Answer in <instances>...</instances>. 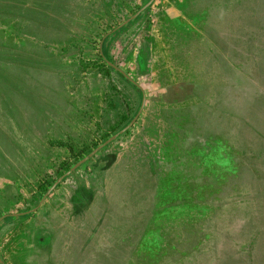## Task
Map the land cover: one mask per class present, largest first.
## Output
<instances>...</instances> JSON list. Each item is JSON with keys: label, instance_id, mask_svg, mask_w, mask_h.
Listing matches in <instances>:
<instances>
[{"label": "rangeland", "instance_id": "374dc122", "mask_svg": "<svg viewBox=\"0 0 264 264\" xmlns=\"http://www.w3.org/2000/svg\"><path fill=\"white\" fill-rule=\"evenodd\" d=\"M9 1L19 3L18 6H6L3 10V18L12 23L10 26L16 36L6 39L11 47L18 41V35L29 43L31 41L43 44L44 57L50 52H62L58 54H64L63 60H68L70 52L74 50L83 54L81 59L84 61L101 56L104 65L105 60L112 63L137 84L144 96V102L127 134L120 135L88 158L64 178L38 206L50 187L46 181L56 178L54 167L62 161L66 162L69 169L131 121L130 119L120 129L119 125L115 126L118 130L103 141L101 136L107 134L108 127L118 123L114 112H104L107 108L105 97L113 95L110 100H117L116 116L119 113L130 116L136 115L141 95L137 96L138 94L128 86H122L117 80L101 77L96 82L97 89L93 91L91 83L85 81V89L78 92L81 95L85 93L84 97L68 99L62 96V102L56 98L55 103L56 109H62V112H69L71 109L86 111V115L79 114L85 121L80 123V128H75L76 125L70 120L68 127L56 126L52 122L48 127L44 125L37 129L34 108L43 111L44 99L48 97L46 95L56 94L61 82L47 74L46 68L42 66L32 65L25 72L11 69L7 71L8 74L6 70L2 73L0 67V101L4 100V104L10 109V115L14 113L13 119L16 120L12 124L0 118V134L4 133L16 140L22 139L26 133L17 132L14 127L20 123L31 135L32 132L37 136L44 132V141L61 138L70 140L72 146L71 152L64 148L51 151L44 146V170H39L40 180L31 177L24 182L0 181V196L6 199L1 206L6 209L0 210V221L5 218L3 225H12L0 230V261L5 262L4 264H28V260L22 257L19 246L13 242L9 245L8 240L17 239L24 224L41 218L42 212L34 214L40 207L44 205V213L45 208L52 210L48 205L50 202L56 207L55 215L50 216L56 221L64 219L69 222L64 223L60 229L56 228L57 231H66L59 233V237H54L56 240L52 238L56 241L55 245L47 233H44V242L38 244L46 254L48 249L53 248L51 264H152L160 259L161 264H264V5L258 2L261 6L257 9V15H254L258 19L255 20L256 29L252 31L261 48L255 49L252 46L253 52L249 57L251 64L249 61L242 64L243 57L240 55L234 59L238 61L235 63L238 67L242 64L247 72H251L249 75L257 85V88L254 85L251 88L254 93L251 99L247 92L239 97L236 106L245 110L242 114L258 132L257 135L242 133L240 144L235 145V150L242 158L241 166L250 175L246 176V182H236L229 176L236 174L239 164L229 167L225 162H215L212 155L203 158L205 166L201 167L197 158L201 157L202 152L195 144H192V158L183 159L189 156L181 149L185 142L175 143V136L180 135L182 128L197 135H205L203 121L193 119L192 112L183 111L178 115L169 111V115V107L155 100L162 93V87L170 89L172 98L177 97L178 88L171 85L175 81L168 79V56L170 50L172 52L169 47L173 45V35L178 34V28L173 27L182 29L184 25L190 24L192 28L195 26L198 30H204L221 49V54L225 53L231 60V54L227 51L229 48L225 44L228 45L233 39L231 9L236 5L235 0H153L132 22L116 31L114 37L103 46L106 34L149 0H52L50 5L44 4V0ZM71 2L77 4V7H68ZM82 5L86 7L83 8ZM242 5V8L238 5L237 12L247 14L248 9L243 8L248 6L243 3ZM60 15L66 16L65 20L56 24L52 18H63ZM244 20L247 21L248 18ZM243 36H247V29ZM142 46L144 48L139 52L142 57L146 56V61L143 63L137 59L138 67L136 53ZM214 50L216 53V49ZM14 53L13 58L18 52ZM244 54H250V50L245 49ZM214 66L215 63H210L208 69L213 70ZM209 73L208 84L212 86L214 79H210ZM110 86H114V89H110ZM201 97V101L205 103L212 102L211 94ZM69 101L71 103L68 104ZM191 102L189 100L183 104ZM2 111L0 103L1 114L4 112ZM63 115L62 113L52 119L54 122L60 121ZM94 123L100 128L95 130ZM162 131L166 135H172L174 143L171 146L164 145L160 138ZM1 148L4 158L13 159V166L22 164L20 159L15 161L11 145L6 143ZM162 152L178 158L171 161L175 164V169L168 177L163 175L165 171L161 167ZM49 161L54 164L53 168L49 166ZM160 175L166 180L168 188L164 196H160ZM43 181L44 193L38 194L35 187ZM95 187L97 190L99 188L98 192L94 190ZM58 195L61 201L69 198L68 205H58ZM169 204H174L175 207L170 208L167 206ZM81 205L86 210L89 208V211L84 214L79 212ZM37 206L33 213H27ZM18 214L23 215L17 219L11 216ZM75 215L80 216L78 222ZM166 215L180 217L179 219L183 217L184 221L189 222L194 220L197 225L192 226L191 222L187 232L181 233L180 248L161 247L158 238L154 236L155 229L161 226L157 223L159 218ZM16 221L21 222L18 224ZM32 223H29L31 230L25 234L24 239L18 238L21 248H33L30 239L38 233ZM44 223H47L46 219ZM79 224L84 225V231L76 237L77 233L74 234V231L79 228ZM61 237L71 240L68 246L61 245ZM6 246L10 247L5 249ZM42 261L40 264H44V259ZM32 262L31 264H38L33 258Z\"/></svg>", "mask_w": 264, "mask_h": 264}, {"label": "crops", "instance_id": "0c3cea01", "mask_svg": "<svg viewBox=\"0 0 264 264\" xmlns=\"http://www.w3.org/2000/svg\"><path fill=\"white\" fill-rule=\"evenodd\" d=\"M258 2L261 3L262 6L264 5V0H254V2L253 0L234 1L236 5L233 6V9H231L233 39L230 41V43H228V45L225 44L229 48L226 49L231 54V60L228 59V55H226L225 53H223V55L221 54V49L208 37V35H206L204 30H198L197 28H195V26L192 28L190 24L184 25L182 29L181 27L177 26L173 27L175 29L178 28L176 29V32L178 34L175 33L173 35L174 39H171L173 41V45L172 47H169V49H172V52L170 50V56H168L169 75H167L168 79H172L173 81H175V83L171 85L177 86V97L172 98L170 96V89L162 87V93L159 94L158 99H155L156 101H159L158 103L169 107L168 112L171 111L177 113L178 115L183 111L186 113L192 112L191 114L193 115V119H196L198 122L203 121L202 126L206 128V131L204 132L206 136L202 134L197 135L192 131H188L186 128H182L180 135H178L177 137L175 136V143H177V141L179 143L185 142L183 148H179L183 149L184 153L189 156L184 157L183 159L186 160L188 158H192V144H195L199 148V151L202 152L201 157L197 158L201 162V167L205 166L203 158L212 155H214L215 162H225L229 167L239 164L236 174L232 173L233 175L229 176L236 182H246V176L249 174L248 171H246V169L242 168L241 166L242 158L238 154V151L235 150V145L240 144L241 138L243 136L242 133H244V135L258 134V132L255 131L254 127L251 126L250 121L244 117V114H242L245 112V110L242 107L238 108L236 106L239 97H242L248 92L251 99L252 95L254 94L251 91V88L253 87V85L257 88V85H255L254 81L252 80V76L249 75V73L251 74V72H247L242 64H245V61H249L251 64V60L249 57L253 52L252 46H255V49L261 48V45L257 42L256 36H253L252 33V31H255L256 29L255 20L258 19L254 15H257V9L259 6H261V4H259ZM242 3L245 6H248V8H243L248 9L247 14H245L244 12L242 13L241 11L237 12L239 10L238 5L241 8L243 7ZM254 3L255 8H253ZM221 16L224 17V14H222ZM245 18H248V20L245 21ZM246 29L247 36H243V33L244 31H246ZM262 35H264V32H262ZM247 48L250 50V54H244L245 49ZM214 49H216V53ZM237 55L243 57V61L240 67L235 64L238 62L237 60H234ZM210 63H215L213 70L208 69ZM208 73L211 74L210 79H214L212 80L214 81V85L212 86H209L208 84ZM208 94H211V96L213 97L212 102H209L211 104L205 103L200 99L202 98L201 95H203V97L205 98ZM189 100H192L191 104H183L185 101ZM159 112H161V110ZM159 123H161V121ZM160 138L163 139L164 145L168 144L169 146H171L172 143H174V141L172 140V135H166L164 131H162ZM161 157V167L165 171L163 175H167L168 177L171 171L175 169V164L171 163V161L178 158L171 157L170 153L164 152H162ZM219 175L221 174H218V176ZM235 175L236 177H234ZM160 176L158 177L159 182H161L160 196H164L165 192L168 191V188L166 186V180L162 179V176ZM94 190L98 192L99 188L97 190V188L95 187ZM59 197L60 196L58 195V197L56 198V201H58V205H68L67 200L69 198L67 200L66 198H64L61 201ZM157 202H160L159 197H157ZM89 204H92V202H89ZM48 205L52 207L53 211L45 208L44 213L43 205L36 211V213H34L37 214L39 212H42L41 218L39 217L37 218V221L31 220L28 223L24 224L18 232L17 239L13 241L8 240L9 245L11 244V242H13L16 243V246H19V249H21V255L22 257H25L24 260H28V264L33 263L32 258L34 259V262H37L38 264L43 262L42 259H44V264H51L50 257L53 256L51 254L53 252V248L48 249V253L46 254L41 251L43 249L39 248L38 244L44 242V233H47L48 235L50 234L51 237H49V239H51L52 244L55 245L56 241H53L52 238H57L59 237V233L66 231H57L56 228L59 227L60 229L61 226L64 225V223H69L64 219H59V221H56V219L52 218L50 215H55L56 210L54 209L56 207L50 202H48ZM167 206L170 208L175 207L174 204H169ZM83 207L84 206L82 205L79 207V212H83L84 214L89 211V208L86 210ZM44 214H46V217L44 216ZM44 219L47 220V223H44ZM75 219L78 222L80 216H76ZM5 221V218L0 221V230L7 226H12L9 225V223L3 225ZM185 221L166 215L160 217L157 223L158 225H160L162 222L167 223V236H170L173 233L175 235V232L177 231V229L175 228H177L178 225L181 224V222L183 223ZM16 222L19 224V222L21 221ZM30 222H33L32 225L35 227V230L38 234L34 236L33 239L31 238L33 241H31L30 239V242L33 243V248H21L18 238L19 240H21V238L24 239L25 234L30 232L31 226H28ZM44 224H46V228H44ZM79 225V228H75L74 231V234L77 233L76 237H78L79 234L83 233L84 231V225ZM161 228L162 227L158 226V228L155 229L154 234V236L158 238L159 242L161 240V236H166L164 233L160 232ZM59 240L62 246H68V243L71 241L66 237H61L59 238ZM35 242L36 246L39 249H37V247L35 246ZM160 246H166V242ZM8 247L10 246H6L5 249H8ZM174 249L176 248L174 247ZM35 251L40 252V254H35ZM35 255L37 256V258H34L36 257ZM1 263L4 264L5 262L3 263L1 261Z\"/></svg>", "mask_w": 264, "mask_h": 264}, {"label": "trees", "instance_id": "16d2710c", "mask_svg": "<svg viewBox=\"0 0 264 264\" xmlns=\"http://www.w3.org/2000/svg\"><path fill=\"white\" fill-rule=\"evenodd\" d=\"M84 1H90V0H84ZM72 2L68 4L67 6L72 7V8L77 7V4L72 3ZM11 4L12 5L15 4V6L19 5V3H16V1L0 0V67L2 68L1 72L4 73V70H6L5 72L7 73V71L11 69L16 72L24 71V70L29 71L32 65H36V66H42L44 67V69L46 68L45 71L47 72V74L56 77L58 79V82L59 81L61 82L60 89L59 87L57 88L56 94L50 93L46 95L48 97H45L44 99L45 104H44V107L42 108L43 111H41L40 109L35 110L34 108V113L36 114L35 117H37V121H38L36 124L37 129H39L40 127L44 125L48 127V125H50L52 122L56 126L62 125L63 127H68L70 120L74 122V126L76 125L75 128L77 127L80 128V123L83 120L80 118L79 114L86 115L85 113L86 111H79L78 109H71V111L69 112H62V109L60 110L56 109L55 103L57 100L62 102L64 96H66L68 99L72 97H74L75 99H78L77 96L84 97L86 95L85 93L81 95L78 92L79 90L83 91L85 89L86 87L85 81L91 83L92 85L91 90L93 91L97 89L96 82H98V79H100L101 77L102 78L105 77V78H109V80L111 81L117 80V82L119 81L120 83H122V86L123 85L128 86L131 89V91H133L136 95L138 94L137 96L141 95V91L139 89H136L133 85H131L127 80H125L120 74L113 71L110 67L105 66L101 61L102 60L101 56L96 57L94 60H91V59L89 60L86 57L88 60L84 61L81 59L83 58V54L80 53V51L74 50L70 52L69 57L67 56L68 60H63L65 58L64 54L62 55L58 54L62 52H58V53L50 52L46 57H44L43 44H40V43L36 44L31 41L29 43L23 40V38H19L18 35H17L18 41H16L14 47L13 46L11 47L8 44L7 40H9L10 37L15 36L11 28L12 23H9V21L3 18L5 16L4 14L5 12H3V10L7 8L6 6H11ZM44 4L50 5L52 4V0H44ZM82 6L83 8L86 7L85 5H82ZM86 13L87 11L84 12L83 14H86ZM60 16L63 18L61 19H57L59 17L52 18L56 24H59V22H61V20L63 19L65 20L66 16L65 17L63 15H60ZM46 17H49V15H46ZM122 29L123 27L121 28V30ZM172 30H175V29H172ZM108 38H111V36L106 37L103 40L102 46L104 45L105 42L106 43L108 42L107 41ZM143 48L144 46L138 48L139 49L138 52L142 51L141 49ZM14 52L19 53V54L16 53L15 58H13L14 56L13 54H15ZM138 57H140V60L144 59V61H146V56L142 57V55H138ZM20 68H23V69H20ZM113 87L114 86H110V89H114ZM111 97H113V95L109 96L108 98L105 97L107 108L106 110H104V112L106 113L107 110L114 112L115 114L114 118L116 121L118 120L117 121L118 123L108 127L107 134H104L103 136H101L103 137L102 139L103 141L109 135L113 134L116 130H118V128L120 129L123 126H125L129 122V120L132 119V117H134L133 115H135V114L133 115L129 114L130 116H126L125 114L122 115V113H119V115L116 116L115 112L117 109H115V107L117 104L115 105V103H117V100H110ZM0 103L4 111V112L2 111L3 112L2 114L0 113V118H2L5 122L10 121V123L12 124H13V121L16 122V120L13 119L14 113L13 114L11 113L10 115V112H9L10 109L6 104H4L5 103L4 100L3 101L1 100ZM67 103L69 104L71 102L69 101ZM55 112L57 113L62 112L64 114L61 117V119H59L60 121L56 120L57 123L54 122L52 118H54V116H59L62 113L57 114ZM117 125H119V127ZM23 126L24 125L20 123L14 126L17 132L22 131V133H26L25 135L22 136V139L20 138L16 140L12 136L10 137L9 135H6L4 133L0 134V150L2 149L1 146L3 144L8 143L9 145H11V148L14 152L15 161H18L19 159L23 161L21 165L16 164L13 166V164H11L13 162V159L8 160V158L7 159L4 158L5 156L0 151V164L2 163V165H0V181L6 180V181H10L13 183L15 180H18V181L22 180L24 182V181H28L27 178L29 179L31 177H34L37 180H40L41 172H39V170L40 169L44 170V146L45 145L51 151H54V150L58 151L61 148L66 149L67 152L68 151L71 152L72 150L70 140H62L61 138H56V139H52V141L50 140L44 141V132H41V134H38V136L34 132H32V135H31L29 133V130H26V128H24ZM94 126H95V130L100 128V126L97 123H94ZM115 126L118 128H116ZM127 130L123 132L122 134H127L128 132ZM30 135L32 136V138ZM25 137L27 139H25ZM72 158H77V157L72 156ZM48 163H49V166L51 165V168L54 167V164H52V162L49 161ZM66 165H67L66 162L61 161V163H59L56 167H54L53 170L56 176L55 180L59 178L62 175V173H64V171H67L68 168L66 167ZM55 180H47L46 182L51 186ZM62 180H64V178ZM35 192H37L38 194L44 193V181L35 187ZM4 201H6V199L1 198L0 196V202H1L0 208L2 204L4 203ZM5 209L6 207H2L0 210L3 211ZM176 219H179V218H176ZM181 219L183 220V217ZM191 222L193 223L192 226H194V224L195 226H197L194 220H190V222L189 221H185L183 223L181 222V224L178 225L177 228H175L177 229V231L175 232L176 234L174 235L173 233L170 236L169 235L167 236L168 234L167 223L162 222L160 224L161 225L160 227H162L160 232L164 233L166 236H161L159 245H163L166 242V246H169V247L171 246L172 248L174 247L180 248L181 241H182V239L180 238L182 237L181 233L184 234L187 232V229H189ZM193 230L195 229L193 228ZM160 260L162 261V259ZM160 260L156 263L161 264ZM156 263H152V264H156ZM168 263H170V261Z\"/></svg>", "mask_w": 264, "mask_h": 264}, {"label": "water", "instance_id": "95a60500", "mask_svg": "<svg viewBox=\"0 0 264 264\" xmlns=\"http://www.w3.org/2000/svg\"><path fill=\"white\" fill-rule=\"evenodd\" d=\"M151 2H152V0H149L145 5H143L140 9H138V11H136L132 16H130L128 19H126L125 21H123L122 23H120L119 25H117L115 28H113L109 33H107L106 34V37L111 36L114 32L118 31L120 28H122L123 26L127 25L130 21L134 20L135 17H137L139 14H141L149 6V4ZM104 63H105L106 66L110 67L113 71L119 73L124 79H126L127 81H129V83H131L133 86H135L136 88H138V86L133 81L129 80L128 77L122 71H120L119 69L115 68L114 66H112L107 61H104ZM142 104H143V97H142V100H141L140 107H139L136 115L131 119V121L123 129H121L118 133L112 135L107 140H105L102 144L98 145L86 157H83L82 159H80L73 166H71L65 173H63L59 178H57L52 183V185L46 190V192L44 193V195L40 199V201L38 203V206L41 205V203L44 200V198H46V196H48L51 193V191L62 181L63 178H65L68 175H70L76 168H78L80 165H82L88 158H90L91 156H93L102 147L106 146L107 144H109L110 142H112L113 140H115L119 135H121L128 128H130L132 126V124L134 123V121L136 120L138 114L140 113V111L142 109ZM38 206L36 208H34L33 210L27 212V213H29V214L30 213H33L38 208ZM20 215H23V214L11 215V216L13 218H18V216H20ZM0 264H2L1 261H0Z\"/></svg>", "mask_w": 264, "mask_h": 264}, {"label": "flooded vegetation", "instance_id": "af4514ba", "mask_svg": "<svg viewBox=\"0 0 264 264\" xmlns=\"http://www.w3.org/2000/svg\"><path fill=\"white\" fill-rule=\"evenodd\" d=\"M153 1V0H152ZM115 33V32H114ZM114 33L111 35V38H113L114 37ZM111 38H108V40L107 41H109V40H111ZM106 43V42H105ZM141 53H138V51H137V53H136V60L137 59H140V57H138V55H140ZM106 61V60H105ZM138 61L139 60H137L136 62H137V66H138ZM141 61H144V59L142 60L141 59ZM108 62V61H107ZM108 63H110V62H108ZM143 63H145V61L143 62ZM111 65H112V63H110ZM112 66H114V65H112ZM146 66V65H145ZM108 67V66H107ZM115 67V66H114ZM139 67V66H138ZM115 68H117V67H115ZM118 69V68H117ZM120 70V69H119ZM121 71V70H120ZM124 73V72H123ZM119 74V73H118ZM125 74V73H124ZM127 76V75H126ZM128 77V76H127ZM129 79V78H128ZM126 80V79H125ZM129 80H131V79H129ZM132 81V80H131ZM129 82V81H128ZM131 84V83H130ZM136 84V83H135ZM132 85V84H131ZM137 85V84H136ZM135 87V86H134ZM136 88V87H135ZM136 89H139L140 90V88L138 87V88H136ZM142 97H143V102H144V96L142 95V92H141V100H142ZM141 104V103H140ZM139 107H140V105H139ZM139 109V108H138ZM142 110V109H141Z\"/></svg>", "mask_w": 264, "mask_h": 264}]
</instances>
